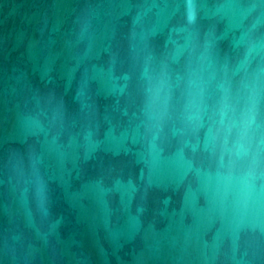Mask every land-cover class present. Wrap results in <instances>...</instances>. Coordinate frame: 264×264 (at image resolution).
Returning <instances> with one entry per match:
<instances>
[{
	"label": "water",
	"instance_id": "95a60500",
	"mask_svg": "<svg viewBox=\"0 0 264 264\" xmlns=\"http://www.w3.org/2000/svg\"><path fill=\"white\" fill-rule=\"evenodd\" d=\"M0 264H264V0H0Z\"/></svg>",
	"mask_w": 264,
	"mask_h": 264
}]
</instances>
